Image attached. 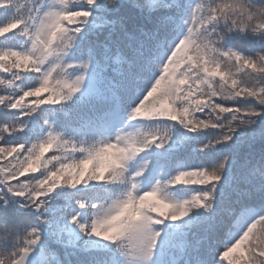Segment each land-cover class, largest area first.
Here are the masks:
<instances>
[{"label":"snow or ice","instance_id":"obj_1","mask_svg":"<svg viewBox=\"0 0 264 264\" xmlns=\"http://www.w3.org/2000/svg\"><path fill=\"white\" fill-rule=\"evenodd\" d=\"M0 264H264V0H0Z\"/></svg>","mask_w":264,"mask_h":264}]
</instances>
